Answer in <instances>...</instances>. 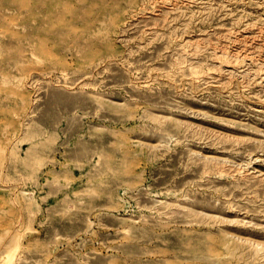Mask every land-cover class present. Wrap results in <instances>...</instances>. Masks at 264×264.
<instances>
[{
    "label": "rangeland",
    "instance_id": "1",
    "mask_svg": "<svg viewBox=\"0 0 264 264\" xmlns=\"http://www.w3.org/2000/svg\"><path fill=\"white\" fill-rule=\"evenodd\" d=\"M0 264H264V0H0Z\"/></svg>",
    "mask_w": 264,
    "mask_h": 264
}]
</instances>
